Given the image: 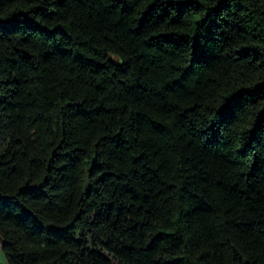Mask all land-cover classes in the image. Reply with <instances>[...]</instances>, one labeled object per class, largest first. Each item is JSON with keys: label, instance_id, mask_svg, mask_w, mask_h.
Returning a JSON list of instances; mask_svg holds the SVG:
<instances>
[{"label": "trees", "instance_id": "16d2710c", "mask_svg": "<svg viewBox=\"0 0 264 264\" xmlns=\"http://www.w3.org/2000/svg\"><path fill=\"white\" fill-rule=\"evenodd\" d=\"M9 264H264V0H0Z\"/></svg>", "mask_w": 264, "mask_h": 264}, {"label": "water", "instance_id": "95a60500", "mask_svg": "<svg viewBox=\"0 0 264 264\" xmlns=\"http://www.w3.org/2000/svg\"><path fill=\"white\" fill-rule=\"evenodd\" d=\"M0 264H9L3 251L2 245H0Z\"/></svg>", "mask_w": 264, "mask_h": 264}]
</instances>
